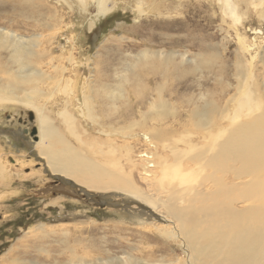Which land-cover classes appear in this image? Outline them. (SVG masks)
Instances as JSON below:
<instances>
[{
  "label": "bare ground",
  "instance_id": "1",
  "mask_svg": "<svg viewBox=\"0 0 264 264\" xmlns=\"http://www.w3.org/2000/svg\"><path fill=\"white\" fill-rule=\"evenodd\" d=\"M49 1L0 0V106L14 103L34 113L37 140L25 146L39 166L70 179L52 205L79 203L82 195L108 205L99 195L119 197L124 204L109 202L117 208L113 228L131 226L137 239L126 248L107 233L73 245L60 235L47 243L53 235L39 225L38 244L20 253L10 248L17 255L5 264H264V39L239 36L249 11L264 22V0H209L222 22L240 25L231 65L207 56L204 38L183 34H151L150 44L158 39L170 49L145 47L131 58L116 45L105 47L107 38L95 57L78 59L79 38L64 33L63 9L91 33L120 5L140 22L176 17L185 0ZM75 62L82 66L73 69ZM188 78L185 92L179 86ZM45 100L56 107L57 121ZM12 131L0 129L9 151L16 147ZM6 159L0 154V180L34 162ZM153 240L174 245L178 258L141 257L151 246L139 248Z\"/></svg>",
  "mask_w": 264,
  "mask_h": 264
},
{
  "label": "rangeland",
  "instance_id": "2",
  "mask_svg": "<svg viewBox=\"0 0 264 264\" xmlns=\"http://www.w3.org/2000/svg\"><path fill=\"white\" fill-rule=\"evenodd\" d=\"M195 1H197L198 3ZM49 2L51 3V0ZM208 3L210 4L209 0H185L183 6L180 8V16L178 15L176 17L174 16L172 18L163 19L158 17H156V19H153L155 17H148L147 21L146 19H143L140 22H134V16L130 9L126 8L125 10L123 8L125 6L120 5L118 9L109 14L110 16L107 15L105 18H102L98 22L97 28L94 29L95 31L91 33L87 30L85 22L81 21L77 14H69L67 10L63 9L62 11L64 15L65 25H67V28H64V33H72L74 37H76L77 39L79 38L78 47H80L79 49L81 56H78V59L83 56L90 59V57L94 56V54L98 51L96 49L99 48L96 47L99 45V42L107 38H109L110 40L106 41L107 45L105 47L114 48V46L116 45L115 48L121 50L123 54L132 53L131 55H129V58H131L130 56L139 53V51H141L142 48L145 47H151L152 49H161L165 47L166 49H170L168 47L169 45L167 44H164L165 46L161 45L162 43L160 42L162 41L158 39L157 41L154 40L151 45L150 35L154 34L157 38L161 36V39H163V35H172L178 38H181L180 36L183 35L187 37L189 36L193 39L204 38L206 42L210 43L205 49L207 56L213 55L214 53V55H216V59H218L216 60V62H220V57V59H223V61H225L227 64H232V61L234 60V49L237 48L238 41L237 35L235 36L234 34V30H240V25L233 24L232 26V23L228 19L222 22L220 13L216 10V8H213ZM56 8L59 9L58 5H56ZM91 9V12H93V8ZM195 13L197 15H195ZM192 16L195 19H193ZM256 16V12L249 11L248 15L242 22L245 30H240V33L244 32V34L241 33V35L239 36L247 37L250 39V41L252 39H255V37H262V39H264V22L260 23L261 20H259V18ZM169 19L171 22L169 21ZM161 21L164 25L171 23V27H163L164 25H159V22L161 23ZM178 21L180 23H178ZM244 21L246 22L244 23ZM0 23L5 22L3 20H0ZM173 23L177 24L178 28H176L175 26L172 27ZM183 23L184 25H181ZM147 29L150 31L148 32ZM158 30L160 34L157 33ZM136 31L138 32L137 34ZM132 32L134 33V35ZM145 39L147 42H144ZM110 43L112 44V46ZM155 43H157L158 45ZM209 48H214V50L215 48H217V50H213V52H211V49ZM191 50L192 52H194L196 49L191 48L190 51ZM81 66L82 65L80 63L75 62L73 65V69L80 68ZM257 68L259 70L257 72H261L262 74L263 66L261 64H258ZM229 71L231 72V70ZM188 82V84L187 82H185L184 84L182 83V86H179L180 88L185 86V92H189V78ZM43 104H45L46 107H48V105L50 106L48 111L50 113L49 115L52 119L57 121L58 119L54 115L56 107H53L52 104L50 105V102L48 100H45ZM87 124L88 125H86V127L88 128L89 134L95 135V133L92 131V126L88 122ZM0 129L8 131L16 130V134L12 136L14 138L16 147L11 148L10 151L7 146L1 143L3 139H0V154L2 157L6 155V160L8 162H12L15 159L20 160L21 162L34 161L32 165L28 163L24 164V168L22 169H19L18 167L13 168V171L15 173H18L16 176L12 177L10 175L7 179L0 180V264H5V259L22 252L21 249H24L25 251L27 249L26 247H31L35 243L38 244V242L34 241L35 236H38L39 233H41V231L38 230L39 225H44L45 232L53 235V237H50L47 240L43 241L47 243L53 240L60 241L61 239V241L66 240L70 245H73V241L77 240L78 238L87 240L89 238L96 239L98 237L100 238V236L102 237L107 233L106 235L109 241L115 242L114 238L115 240L118 239L120 242L119 246H122L121 248H126L129 242L136 244L135 240L137 239V237L132 235L130 236V231H128L133 227L127 226V228H129L128 230L113 228L114 224L112 223L115 221V215L112 213L113 211L115 212V210L113 209L117 208H114L109 204V202L122 204L123 201L119 197H112L113 200H110L108 199L107 195H99L104 197L106 201H109L106 202L108 203V205H106L105 203L101 204V202L95 197H89L92 195H89L87 197L82 195V200H80L79 203H72L65 200L59 201L54 205L51 204L53 197L60 195L58 194L57 190L64 187L67 189V183L70 182V179H64L58 175H52L48 170L39 166L37 163L40 160L32 150V147L25 146L26 141L33 143L37 140V122L34 121V113L32 111H29L24 107L14 103L1 105ZM139 146L136 148V151H142L144 149L142 145ZM31 171L40 172L41 176H33L30 174ZM93 221L95 222L94 225L91 223ZM112 235L114 236L112 237ZM119 235L122 237H120ZM58 236L60 238L59 240ZM63 236H65L66 238H64ZM126 240L128 242H125ZM159 241L153 240L149 242V246L145 244L141 246L139 250L146 249L151 246L149 252L142 250L141 257L148 258L149 256H151V258H158L165 256L166 258H178L179 252L174 245L169 244V242L166 240L165 242L169 245H165V242ZM10 248L15 249L17 253L8 252ZM86 248L87 247H77L76 249L79 253H83L88 252ZM169 249L173 253H171ZM112 251L115 252V254H120L118 249L113 248ZM136 254L139 255V253ZM6 264H9V262Z\"/></svg>",
  "mask_w": 264,
  "mask_h": 264
}]
</instances>
